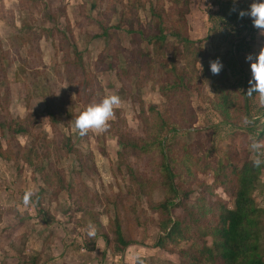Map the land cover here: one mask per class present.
Wrapping results in <instances>:
<instances>
[{
  "label": "rangeland",
  "instance_id": "374dc122",
  "mask_svg": "<svg viewBox=\"0 0 264 264\" xmlns=\"http://www.w3.org/2000/svg\"><path fill=\"white\" fill-rule=\"evenodd\" d=\"M254 2L264 0H0V264H182L154 246L167 218L156 206L171 197L161 166L188 207H233L214 185L217 163L251 161L257 137L236 106L225 123L209 101L221 84L250 87L247 57L264 39L239 13ZM109 94L122 104L108 131L80 137L75 118ZM262 166L252 196L264 209ZM116 224L133 242L123 252Z\"/></svg>",
  "mask_w": 264,
  "mask_h": 264
},
{
  "label": "trees",
  "instance_id": "16d2710c",
  "mask_svg": "<svg viewBox=\"0 0 264 264\" xmlns=\"http://www.w3.org/2000/svg\"><path fill=\"white\" fill-rule=\"evenodd\" d=\"M186 12H179L178 17L182 19ZM158 31L160 32V28ZM129 32L131 33L132 30L130 29ZM169 33L174 32L169 29ZM157 38L163 41L166 37L160 35ZM262 38L264 39V34ZM209 104L225 123H227V110L232 105L242 111L243 117L255 118L253 130L247 131L254 132L257 139L264 140V107L257 108L253 115L252 109L255 107L250 106L246 91L238 93L221 84L220 87H215V99L210 100ZM256 126L259 127L258 130H255ZM15 132L24 131L19 128ZM165 136L166 134L160 133L159 148L162 147ZM127 146L129 147L128 144L126 148ZM133 147L135 151L140 152L149 149L150 143ZM217 166L220 174L214 180V185L226 190L229 199L233 201V207H229L222 200H215L209 203L208 213L201 211L204 206L201 210L188 207L184 202L186 194L185 198L179 199L178 191L172 183L175 174L168 166H161L164 179L159 185L166 189L171 197L156 206V209L167 218L159 224L161 235L157 237L154 246L171 254H177L182 264H264L262 220L264 209L256 206L252 196L263 166L256 168L247 159L237 165L230 160L221 159ZM177 208L182 209L185 214L174 217L173 213ZM114 236L118 252H123L133 244L131 241L124 240L119 224L115 225ZM182 242L187 244L186 247H180L179 243Z\"/></svg>",
  "mask_w": 264,
  "mask_h": 264
},
{
  "label": "clouds",
  "instance_id": "9594fccd",
  "mask_svg": "<svg viewBox=\"0 0 264 264\" xmlns=\"http://www.w3.org/2000/svg\"><path fill=\"white\" fill-rule=\"evenodd\" d=\"M240 17L250 16L253 24L264 34V2H254L250 6L249 11H241ZM247 60L251 63L252 79L249 81L250 87L247 90V96L255 99L260 107H264V48H261L257 57L251 54ZM201 70L202 65L200 64ZM223 64L219 59L210 61V70L212 74L217 75L221 72ZM122 104L121 97L118 94L105 95L99 102L90 103L76 118L74 129L80 137L87 136L89 132L102 134L110 128V121L114 119L116 109ZM255 118H243V124L250 126L254 123ZM248 150L251 153V162L254 167L260 168L264 165V140L250 138ZM35 195V191L31 188L25 191L23 203L29 205L31 198ZM96 227L92 223L88 225V235L94 237L96 235Z\"/></svg>",
  "mask_w": 264,
  "mask_h": 264
}]
</instances>
